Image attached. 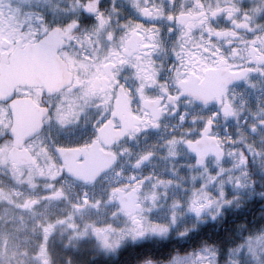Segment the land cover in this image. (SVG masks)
Here are the masks:
<instances>
[{"label":"flooded vegetation","instance_id":"flooded-vegetation-1","mask_svg":"<svg viewBox=\"0 0 264 264\" xmlns=\"http://www.w3.org/2000/svg\"><path fill=\"white\" fill-rule=\"evenodd\" d=\"M63 2L70 5L60 14L63 23L34 37L21 32L0 37L1 70L10 66L15 51L59 28L63 46L56 53L64 64L61 72L53 59L41 56L46 70L31 79L37 84L15 86L0 100V211L66 201L67 190L74 188L90 189L96 197L101 187V201L73 203L68 212H109L107 221L116 218L125 225L124 239L152 242L153 257L205 247L217 264L220 225L226 241L243 234L251 254H264V133L258 132H264V109L251 113L242 102L236 107L237 99L247 96L264 102L263 5L253 0ZM229 155L244 181L232 192L244 196L237 198L243 201V228L236 229V215L220 221L232 204L219 207V200L210 199L207 214L201 203L193 211L199 223L182 235L155 237L146 230L153 195L172 185L168 176L184 170L193 178L214 164L210 172L219 177V165ZM87 159L94 171L88 177L100 173L94 183L71 176ZM208 180H193L190 190L210 189L212 176ZM213 192L218 195L220 188ZM130 195L134 204L124 205ZM120 248L105 259L130 254Z\"/></svg>","mask_w":264,"mask_h":264},{"label":"rangeland","instance_id":"rangeland-1","mask_svg":"<svg viewBox=\"0 0 264 264\" xmlns=\"http://www.w3.org/2000/svg\"><path fill=\"white\" fill-rule=\"evenodd\" d=\"M253 2L264 8V0ZM69 6L63 0H0V37H17L20 32L34 37L42 29L50 28L55 23H63L60 14H66ZM253 101L248 96L246 99L239 98L236 107L239 108L242 102V107L251 113L264 109V102ZM258 132L264 133L260 129ZM226 140H230V137ZM233 161L229 155L220 163L219 177L217 173L210 172L211 168L215 169L214 164H210L201 175L193 178L190 172L184 170L168 176L165 180L173 178L172 185L153 195L155 206L151 208L152 212L146 213L150 221L145 223L146 230L155 237L163 236L165 232L169 237L182 235L199 223L198 216L196 213L193 215V211L196 212L201 203L205 207L204 214H207L206 205L210 199L213 204L219 200L221 207L231 204L234 199L243 198V195L232 196L234 190L239 191L244 187L242 175L234 168ZM211 176L212 189L204 186L200 193L190 190L193 180H206L207 183ZM216 187L220 188L218 195L213 192ZM75 189L74 193L67 190V202L44 204L43 207L27 211L2 208L0 264H86L94 256L110 257L124 243L132 242L131 238H123L126 227L122 221L116 218L107 221L109 212L87 210L82 214L71 215L68 206L73 203L83 204L81 198L84 194L87 196L86 205L95 204L96 200L101 201V195L104 194L101 187L100 194L96 197L90 189L81 192ZM206 220L205 217L204 221ZM176 260L177 264H215L213 256H208L205 247L200 250L188 249L182 254L172 253L165 259L153 257L140 264H173ZM227 264H264V254H251L244 245L232 253Z\"/></svg>","mask_w":264,"mask_h":264},{"label":"water","instance_id":"water-1","mask_svg":"<svg viewBox=\"0 0 264 264\" xmlns=\"http://www.w3.org/2000/svg\"><path fill=\"white\" fill-rule=\"evenodd\" d=\"M60 39H62V32L59 28H53L49 30L39 42L32 45H27L24 49L14 52L11 57L10 66L1 68L0 70L1 101H6L7 98L11 96V91L15 86L37 84L36 80L31 79H39L43 71L46 70L39 63V59H41V56H45L47 59H49L50 63L53 59L56 65L59 64L60 71L61 69H63L64 64L57 57L56 53L57 50H59L63 46V41L59 43ZM51 68L52 64L50 65V69ZM7 69L9 70L8 72ZM5 96L7 97L5 98ZM217 156L222 159L223 152L219 150V154H217ZM90 163L91 161L89 162V160L87 159L86 162H83L82 164H79V166H76L71 176L75 180L82 183H94L100 176V173L97 172L96 174L91 175V177H88V175L94 172L89 168ZM134 202L135 198L131 195L126 196L123 199V204L127 206L133 205Z\"/></svg>","mask_w":264,"mask_h":264},{"label":"trees","instance_id":"trees-1","mask_svg":"<svg viewBox=\"0 0 264 264\" xmlns=\"http://www.w3.org/2000/svg\"><path fill=\"white\" fill-rule=\"evenodd\" d=\"M233 206L231 208H226L222 211V217L220 221H228V219H233L235 217L236 229L243 228V219L242 214L244 213V208L242 207L243 201L241 199H237L232 201L231 203ZM227 224L224 223V226ZM232 228L234 227L233 224L231 225ZM223 226L220 225V237L217 244L218 246V254L216 257L217 264H227L229 261V257L232 253L236 252L240 249L245 242L246 236L243 234L237 237L235 242H228L226 241L225 237L222 235ZM196 249V247H195ZM119 252H130L129 255H125L120 257V259L116 260H108L102 256H94L90 258L86 264H140L142 261L146 259L153 258V249H152V242L150 240H140L137 244L133 243H124L121 248L118 250ZM135 254L138 256L135 257Z\"/></svg>","mask_w":264,"mask_h":264},{"label":"bare ground","instance_id":"bare-ground-1","mask_svg":"<svg viewBox=\"0 0 264 264\" xmlns=\"http://www.w3.org/2000/svg\"><path fill=\"white\" fill-rule=\"evenodd\" d=\"M82 203H87V196L84 195V197L81 199ZM173 264H177V260L173 263Z\"/></svg>","mask_w":264,"mask_h":264},{"label":"snow or ice","instance_id":"snow-or-ice-1","mask_svg":"<svg viewBox=\"0 0 264 264\" xmlns=\"http://www.w3.org/2000/svg\"><path fill=\"white\" fill-rule=\"evenodd\" d=\"M230 113H225V115H229ZM210 123H211V121H210Z\"/></svg>","mask_w":264,"mask_h":264}]
</instances>
